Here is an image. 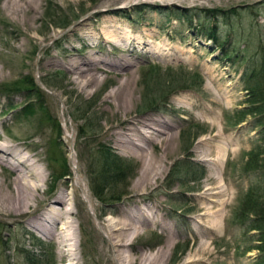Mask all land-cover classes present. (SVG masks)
I'll return each mask as SVG.
<instances>
[{"label": "rangeland", "instance_id": "rangeland-1", "mask_svg": "<svg viewBox=\"0 0 264 264\" xmlns=\"http://www.w3.org/2000/svg\"><path fill=\"white\" fill-rule=\"evenodd\" d=\"M232 7L217 19L197 11ZM214 24L229 41L228 56L191 31ZM263 59L264 0H25L20 7L0 0V141L25 146L46 174L26 214L0 216V264H26L25 250L49 255L48 264H115L107 224L127 222L138 231L127 248L134 255L158 260L169 240L163 264H256V231L236 215L254 182L242 166L260 127L239 112L247 105L243 69ZM143 81L152 91L144 94ZM124 83L130 94L120 100ZM83 104L91 106L88 123L100 125L93 137L78 135ZM130 117L161 131L143 124L118 136ZM152 133L155 140H141ZM98 143L131 164L117 184L126 194L114 203L91 189ZM7 173L0 169V179ZM60 189L72 209L64 254L55 236L28 221L47 215V200Z\"/></svg>", "mask_w": 264, "mask_h": 264}, {"label": "trees", "instance_id": "trees-1", "mask_svg": "<svg viewBox=\"0 0 264 264\" xmlns=\"http://www.w3.org/2000/svg\"><path fill=\"white\" fill-rule=\"evenodd\" d=\"M156 9V8H155ZM237 10V7H232L227 10L224 9H199L198 12L201 13L202 17L208 19H217L218 16H229L228 14ZM188 10L180 12L181 16L186 18L190 22L188 17L192 16L190 13H187ZM195 16V15H194ZM68 24H66L67 26ZM65 26V25H64ZM63 27V26H62ZM191 31H194V34L204 35L207 39L213 41L215 45H218L223 52L222 56H228L229 50L224 49L228 44V40L225 44L222 43L220 35L216 32V25L210 26H197L194 25L191 28ZM228 50V51H227ZM244 56L241 55L237 59L243 61ZM246 66L243 69L241 75V80L243 88L246 93V107L243 110H240L239 115L248 114L254 115V121L256 125H259V135L258 141L252 149L247 151L246 160L242 166V171L245 173L253 174L254 182L247 188L246 192L243 195V199L239 204L236 218L240 219L239 223L241 226H244L246 231H256V245L254 249L259 251V257L256 264L264 263V59L258 65ZM156 69V68H155ZM149 71L150 74L155 71ZM155 73V72H154ZM162 83H168V81H160ZM177 81H173L176 83ZM144 94L149 89L148 82H144ZM171 83V82H170ZM172 84V83H171ZM167 86V85H166ZM151 100H148L145 104H149ZM86 104V102L84 103ZM83 104V105H84ZM86 106L82 111V117L79 119L82 120V125L79 127L78 135L84 138L93 137L95 133L100 131V125L88 123L87 121V109L89 110L91 106ZM13 110V108L11 109ZM75 110H80L81 108L75 107ZM243 119H237V123L241 122ZM200 131H198L199 133ZM191 136V139L187 141V146L183 147V150L186 151L191 141L197 136V134ZM204 133V132H201ZM184 134V135H183ZM185 133L179 134L180 141H185ZM187 140V139H186ZM97 148L94 150V163L92 174V191L94 196L100 202L114 203L120 200L121 196L126 194V185L123 186V191H119L120 188L117 186L119 183H123L129 174L131 173V164L130 161L122 159L114 153L110 148H107L104 144H97ZM62 176H65L66 173H62ZM26 255L25 262L26 264H48L51 257L47 254H43L42 257L37 258L33 254H29L26 250L24 251ZM44 256V258H43ZM48 259V260H47ZM46 260V261H43Z\"/></svg>", "mask_w": 264, "mask_h": 264}, {"label": "bare ground", "instance_id": "bare-ground-1", "mask_svg": "<svg viewBox=\"0 0 264 264\" xmlns=\"http://www.w3.org/2000/svg\"><path fill=\"white\" fill-rule=\"evenodd\" d=\"M10 1L15 7H20V1L24 2L25 0ZM118 88L119 91L115 95L120 100H124L130 94L128 93L129 85L124 83ZM144 120L143 118H125L122 121L118 136L124 137V135L129 134L131 131L139 130V127L143 124L157 131H161L159 128L155 127V123L148 124L144 122ZM156 134L157 133H152L151 135L143 134V136L141 135V140L152 141ZM129 142L134 149L142 150L141 145L137 142ZM23 148L25 149V146L20 144H10L7 141H0V169L8 171V177L0 179V216L12 213L17 215L26 214L37 200L40 182L44 181L46 178V174L43 170L36 165L31 155H28ZM83 195L85 201L90 205L91 203L85 191ZM69 201L70 197H68V193L60 189L56 195L47 200V215H45L44 212L28 219L29 222H33L31 224L32 226L41 229L52 238L55 236L57 243L60 245V253L62 254L66 251L63 249L66 248L67 243H70V241L67 240L72 239V234L68 235L66 231L71 225V220L67 219L72 213V209L66 206L70 204ZM136 229L137 227H133L128 222L119 226L114 223L107 224L106 235L112 250L110 251L109 249L107 251L108 256L112 257L115 264H156V262H158L157 264H163L171 246V242L166 240L164 246L156 251L155 254H157L158 260H155L157 258L156 255V258H153V260L148 259L142 253H140V255H134L129 252L127 248L131 244V239L138 232ZM197 263L201 264V261ZM68 264H72V262L68 260ZM187 264H192V262H187Z\"/></svg>", "mask_w": 264, "mask_h": 264}]
</instances>
